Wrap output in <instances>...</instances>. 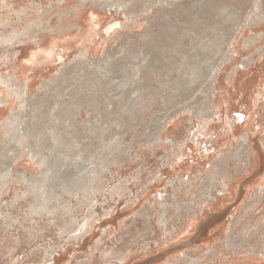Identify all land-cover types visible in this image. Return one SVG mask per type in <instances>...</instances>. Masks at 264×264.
<instances>
[{
  "label": "rangeland",
  "instance_id": "374dc122",
  "mask_svg": "<svg viewBox=\"0 0 264 264\" xmlns=\"http://www.w3.org/2000/svg\"><path fill=\"white\" fill-rule=\"evenodd\" d=\"M3 39L0 264H264V0H0Z\"/></svg>",
  "mask_w": 264,
  "mask_h": 264
},
{
  "label": "bare ground",
  "instance_id": "6f19581e",
  "mask_svg": "<svg viewBox=\"0 0 264 264\" xmlns=\"http://www.w3.org/2000/svg\"><path fill=\"white\" fill-rule=\"evenodd\" d=\"M9 40L7 39H3V40H0V44L4 46L5 48V53H4V56L7 57L9 55V51L7 50V46H6V42H8ZM36 57V56H35ZM40 57V56H39ZM226 60V59H225ZM35 62V61H34ZM239 118L241 119L242 116L239 115ZM255 165V164H254ZM261 192H264V187L261 189ZM262 196H264V194H261ZM211 197V196H210ZM203 210V209H202Z\"/></svg>",
  "mask_w": 264,
  "mask_h": 264
}]
</instances>
